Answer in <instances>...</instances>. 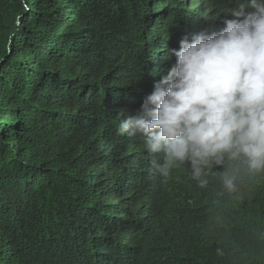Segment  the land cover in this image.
Segmentation results:
<instances>
[{
    "label": "trees",
    "instance_id": "16d2710c",
    "mask_svg": "<svg viewBox=\"0 0 264 264\" xmlns=\"http://www.w3.org/2000/svg\"><path fill=\"white\" fill-rule=\"evenodd\" d=\"M238 2L0 0V264H264V172L165 178L118 131Z\"/></svg>",
    "mask_w": 264,
    "mask_h": 264
},
{
    "label": "clouds",
    "instance_id": "9594fccd",
    "mask_svg": "<svg viewBox=\"0 0 264 264\" xmlns=\"http://www.w3.org/2000/svg\"><path fill=\"white\" fill-rule=\"evenodd\" d=\"M251 9L252 11H246ZM218 31L185 35L175 63L139 110L121 113L120 134L139 136L155 172L187 164L201 188L216 166L228 193L241 171L264 172V0H239Z\"/></svg>",
    "mask_w": 264,
    "mask_h": 264
}]
</instances>
